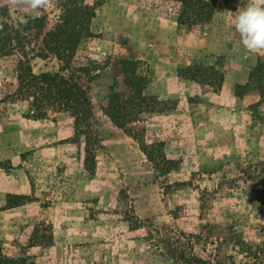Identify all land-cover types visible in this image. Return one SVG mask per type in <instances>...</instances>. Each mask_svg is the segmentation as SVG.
I'll return each instance as SVG.
<instances>
[{"label": "rangeland", "instance_id": "1", "mask_svg": "<svg viewBox=\"0 0 264 264\" xmlns=\"http://www.w3.org/2000/svg\"><path fill=\"white\" fill-rule=\"evenodd\" d=\"M85 1L95 10L90 155L85 138L73 136L69 113L30 119L0 103V174L25 173L32 186V199L18 209L22 218L0 233L2 253L20 264H173V253L184 249L258 264L246 249L264 247V99L250 72L264 51L248 52L232 26L249 0H217L210 20L189 34L162 0ZM0 4L19 18L58 13L56 0L36 13ZM211 54L228 57L218 91L178 75ZM18 58L0 56V87L15 76ZM124 59L146 79L133 125L145 128L156 154L163 144L169 164L156 167L103 112L112 90L129 91ZM31 65L35 72L58 68L52 57Z\"/></svg>", "mask_w": 264, "mask_h": 264}, {"label": "trees", "instance_id": "2", "mask_svg": "<svg viewBox=\"0 0 264 264\" xmlns=\"http://www.w3.org/2000/svg\"><path fill=\"white\" fill-rule=\"evenodd\" d=\"M171 3L176 11V22L184 25L187 34L193 25L205 23L212 17L217 0H162ZM58 13L49 17L42 11L34 16L15 17L8 5L0 4V56L18 54L15 76L5 80L0 87V103H5L14 113L30 119L45 118L50 112L64 111L73 118V136L85 138V153L90 155L88 144L92 139L95 125L93 105L89 93L91 67L88 63V43L93 37L90 29L94 8L85 0H56ZM55 58L58 68L55 71L35 72L31 61L34 58ZM228 57L224 54H211L204 61L196 62L178 69L184 79L197 81L201 86L218 91L224 80V65ZM264 61L259 57L250 75L264 99ZM129 91L120 96L111 91L103 112L112 123L131 135L140 145L148 160L156 167L161 162L170 163L163 152V144H158L159 154L144 140L145 128L133 125L135 116L145 102L142 93L146 79L136 72L130 60L122 61ZM240 85H237V90ZM86 159V158H85ZM170 165L164 169L168 170ZM32 198L26 194L10 193L5 195L1 208L21 205ZM34 199V198H33ZM212 226L210 233H215ZM236 242L242 243L236 238ZM51 243V239L49 240ZM264 246V244H263ZM258 264H264V247L246 249ZM231 256H227V258ZM20 259L2 253L0 264H20ZM173 264H235L217 258L204 259L194 252L180 249L173 253Z\"/></svg>", "mask_w": 264, "mask_h": 264}, {"label": "clouds", "instance_id": "3", "mask_svg": "<svg viewBox=\"0 0 264 264\" xmlns=\"http://www.w3.org/2000/svg\"><path fill=\"white\" fill-rule=\"evenodd\" d=\"M48 3L49 0H10L11 6L23 7L32 13L46 7ZM232 26L239 33L240 42L248 52L264 51V0H249L243 9L236 13Z\"/></svg>", "mask_w": 264, "mask_h": 264}, {"label": "crops", "instance_id": "4", "mask_svg": "<svg viewBox=\"0 0 264 264\" xmlns=\"http://www.w3.org/2000/svg\"><path fill=\"white\" fill-rule=\"evenodd\" d=\"M12 175V176H10ZM17 175L18 177H16ZM32 191V186L27 178L26 174L23 173L21 176L20 172H9L0 174V233L5 237L10 231L9 229L13 226L15 221L20 220L22 217L19 216L18 209H22L24 207V203L18 206L9 207V208H1L5 201V195L7 192L10 193H18V194H30ZM53 206H48L45 209V214L48 218H51V209ZM1 225H3L1 227Z\"/></svg>", "mask_w": 264, "mask_h": 264}]
</instances>
